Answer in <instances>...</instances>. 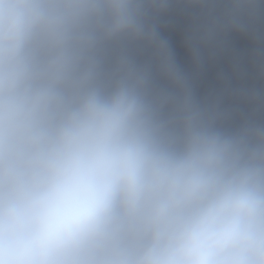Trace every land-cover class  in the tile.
Wrapping results in <instances>:
<instances>
[{"label":"clouds","instance_id":"obj_1","mask_svg":"<svg viewBox=\"0 0 264 264\" xmlns=\"http://www.w3.org/2000/svg\"><path fill=\"white\" fill-rule=\"evenodd\" d=\"M0 264H264V0H0Z\"/></svg>","mask_w":264,"mask_h":264}]
</instances>
